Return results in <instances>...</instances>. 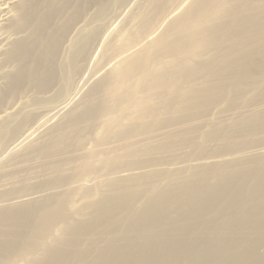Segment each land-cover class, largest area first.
I'll use <instances>...</instances> for the list:
<instances>
[{
	"label": "bare ground",
	"instance_id": "obj_1",
	"mask_svg": "<svg viewBox=\"0 0 264 264\" xmlns=\"http://www.w3.org/2000/svg\"><path fill=\"white\" fill-rule=\"evenodd\" d=\"M0 264H264V0H0Z\"/></svg>",
	"mask_w": 264,
	"mask_h": 264
}]
</instances>
